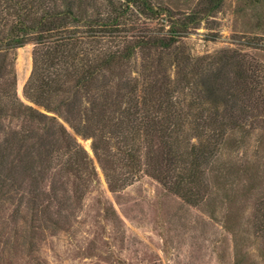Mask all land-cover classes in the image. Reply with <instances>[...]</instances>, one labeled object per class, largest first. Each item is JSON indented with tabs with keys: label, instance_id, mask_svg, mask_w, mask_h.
<instances>
[{
	"label": "rangeland",
	"instance_id": "obj_1",
	"mask_svg": "<svg viewBox=\"0 0 264 264\" xmlns=\"http://www.w3.org/2000/svg\"><path fill=\"white\" fill-rule=\"evenodd\" d=\"M136 1H79L41 97L0 35V264H264V0Z\"/></svg>",
	"mask_w": 264,
	"mask_h": 264
},
{
	"label": "trees",
	"instance_id": "obj_2",
	"mask_svg": "<svg viewBox=\"0 0 264 264\" xmlns=\"http://www.w3.org/2000/svg\"><path fill=\"white\" fill-rule=\"evenodd\" d=\"M79 1L81 0H71L63 9H58L45 5L44 0H1L2 12L5 15H0V35L9 43L10 48L22 47L26 43V38L32 33L39 36L35 42L38 48L34 52L33 70L28 84L31 90H38L36 92L39 95L49 93L55 85L56 81L51 77L49 68L57 64L63 67L70 60H74L73 52L82 36L74 35L69 29L81 23V14L78 15L77 12ZM127 1L132 4L137 3L136 0ZM115 22L116 20L111 23L100 22L97 26L107 28ZM6 24L9 31L3 35L2 30ZM145 42L147 41L142 42L143 46L147 44ZM153 45L155 48L169 47V43L158 38H155ZM116 56H108L96 69L83 71L82 79L90 78L93 72L109 65ZM59 70L54 73L55 76L67 73L66 69ZM220 73L222 75V71ZM217 74L219 76V72ZM35 81L41 82L40 86ZM216 84L211 85L207 96L213 100L212 103L220 106L221 103H227V91L222 90L221 86H215ZM144 118L146 117L143 116L141 119Z\"/></svg>",
	"mask_w": 264,
	"mask_h": 264
}]
</instances>
